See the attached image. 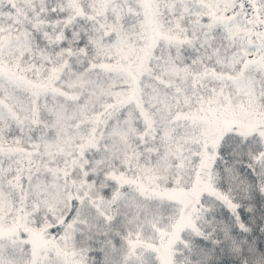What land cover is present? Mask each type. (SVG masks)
I'll list each match as a JSON object with an SVG mask.
<instances>
[{
    "label": "snow or ice",
    "instance_id": "obj_1",
    "mask_svg": "<svg viewBox=\"0 0 264 264\" xmlns=\"http://www.w3.org/2000/svg\"><path fill=\"white\" fill-rule=\"evenodd\" d=\"M0 264H264V0H0Z\"/></svg>",
    "mask_w": 264,
    "mask_h": 264
}]
</instances>
